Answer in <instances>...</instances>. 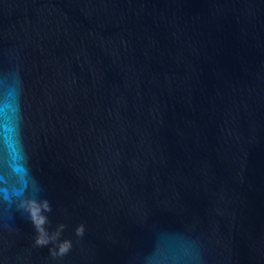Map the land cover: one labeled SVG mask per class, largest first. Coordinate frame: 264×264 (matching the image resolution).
Wrapping results in <instances>:
<instances>
[{
    "label": "water",
    "instance_id": "water-1",
    "mask_svg": "<svg viewBox=\"0 0 264 264\" xmlns=\"http://www.w3.org/2000/svg\"><path fill=\"white\" fill-rule=\"evenodd\" d=\"M0 264H264V0H0Z\"/></svg>",
    "mask_w": 264,
    "mask_h": 264
}]
</instances>
